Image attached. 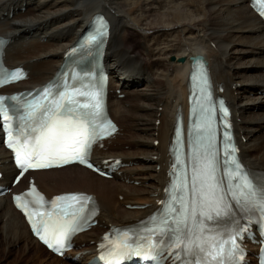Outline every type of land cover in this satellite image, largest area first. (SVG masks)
Masks as SVG:
<instances>
[{
    "label": "bare ground",
    "instance_id": "obj_1",
    "mask_svg": "<svg viewBox=\"0 0 264 264\" xmlns=\"http://www.w3.org/2000/svg\"><path fill=\"white\" fill-rule=\"evenodd\" d=\"M85 1L89 0H0V35L10 40L7 65L30 71V79L12 91L51 80L67 49L96 13L106 14L112 22L105 57L113 90L109 106L122 130L96 152L95 159L119 158L125 166L112 181L79 166L32 174L49 197L76 191L96 196L99 225L76 239L71 255H81L78 264H88L99 253L92 243L101 241L111 225L142 220L164 197L176 115L183 110L188 116L192 57L205 58L216 91L225 89L222 96L233 109L242 160L251 170L264 172V26L250 0H92L90 9ZM133 36L141 41V55L128 46ZM118 92L125 98L120 99ZM0 161L4 172L0 184L8 185L15 171L1 136ZM137 182L138 187L131 184ZM26 187L27 178L15 191ZM136 205L148 208L129 209ZM3 247L9 253L19 248L23 257L41 264L49 259L65 264L32 237L9 196L0 198Z\"/></svg>",
    "mask_w": 264,
    "mask_h": 264
},
{
    "label": "snow or ice",
    "instance_id": "obj_2",
    "mask_svg": "<svg viewBox=\"0 0 264 264\" xmlns=\"http://www.w3.org/2000/svg\"><path fill=\"white\" fill-rule=\"evenodd\" d=\"M0 101H3V98L0 97ZM63 113V106L59 103H56L55 106L50 110V115L46 123L41 125L40 129V137H38V142H42L46 145H59L64 136L70 131L73 130L76 132V134L81 136H87L86 131V124L87 120L83 115L76 117L74 119H70L67 117L62 116ZM91 115V113L89 114ZM90 144V141L85 139L82 142V145L85 149H87L88 145ZM11 146V145H10ZM15 151V149H14ZM89 153L85 151L84 155L80 156V163H85L86 160H88ZM17 163H20L19 160V153L17 152ZM34 167H43L45 165L41 163H36L33 165ZM87 166L89 168L93 167V164L89 161L87 163ZM208 175L211 176L212 172L214 171V163L209 161V163L206 165ZM240 165L239 163H236V171H239ZM244 181H247L246 177H241ZM195 182V180H194ZM247 187L249 192L253 196L252 203L254 205H258L261 212L264 213V189H260L259 193L261 196V199L256 200V189L253 185L250 184V182H247ZM17 200H20V197H16ZM65 199L70 200H77L78 197L72 196L67 197ZM222 197L212 199L208 194H205V192L200 191L198 192L197 199L193 202V207L189 210L188 213H181V217L179 220H176V227L174 229H171L172 232V242L168 245L169 248H171L173 245L179 246L182 242L184 243V249L183 251L188 255H195L203 257L204 255L211 256L213 259L216 257L213 255V252L211 249L215 246V248L222 251V246L225 241L221 240L218 243L215 241L214 237L209 236L208 239H204V232L202 227H198L203 224L204 220L207 221H214L218 222L219 219L222 216ZM239 204L240 202L237 201ZM244 205H241L243 207ZM229 205H223V208H229ZM225 215H230V213H225ZM189 216L192 218V224H188ZM202 217V220L196 219V217ZM167 223V221H165ZM69 229L71 230V226H69ZM187 230V231H185ZM231 232L238 233L243 231V226H239L234 229H230ZM209 232H211V228H209ZM233 239V250L238 251L239 254L242 256L243 252L241 249H239V246L235 244L234 242V236L230 237ZM41 239H44L43 236H41ZM46 244L48 241L45 239L44 241ZM49 247H52L51 244H49ZM125 248H128L127 245L124 246ZM159 255L163 254V248H160L157 250ZM125 254H135V255H142L145 258L150 257L153 261L158 260V255H153L152 251H129L127 253L121 252L120 255ZM195 264H201L200 260H197Z\"/></svg>",
    "mask_w": 264,
    "mask_h": 264
},
{
    "label": "rangeland",
    "instance_id": "obj_3",
    "mask_svg": "<svg viewBox=\"0 0 264 264\" xmlns=\"http://www.w3.org/2000/svg\"><path fill=\"white\" fill-rule=\"evenodd\" d=\"M92 0H89V1H85V3L83 2V5L85 6L86 9H90L92 4H93V1L91 2ZM128 46H130V48H132L133 51H135L136 53L138 54H142V50H141V41L138 37L136 36H133L129 41H128ZM143 56V55H142ZM172 61V60H171ZM141 88V87H139ZM128 107V106H126ZM160 122H157V125L159 124ZM263 134H264V131H263ZM245 142V141H244ZM158 143V142H157ZM125 150H128L129 147L125 146L124 147ZM109 181H112V180H109ZM135 186H140V184L137 182V183H131ZM71 186V184H69ZM119 200L122 201V198H120ZM93 245H95V242L92 243ZM5 247L1 248L0 249V261H3L5 262L6 264H41L43 262H34V260L32 259H28L26 257H23L22 253L19 251L20 249L17 248V249H14V251L12 253H9L7 252L8 249H6ZM18 252V253H17ZM7 258V259H6ZM33 261V262H32ZM32 262V263H31ZM49 263H53V264H57V262L53 259H49L48 261ZM48 262L46 264H48ZM65 262L66 264V261L64 260L63 263Z\"/></svg>",
    "mask_w": 264,
    "mask_h": 264
},
{
    "label": "water",
    "instance_id": "obj_4",
    "mask_svg": "<svg viewBox=\"0 0 264 264\" xmlns=\"http://www.w3.org/2000/svg\"><path fill=\"white\" fill-rule=\"evenodd\" d=\"M195 60V58H191V61H194Z\"/></svg>",
    "mask_w": 264,
    "mask_h": 264
}]
</instances>
